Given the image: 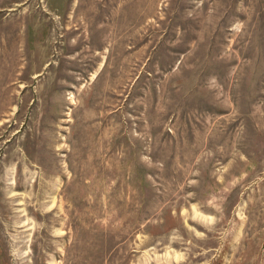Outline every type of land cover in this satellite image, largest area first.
Segmentation results:
<instances>
[{
	"label": "rangeland",
	"instance_id": "1",
	"mask_svg": "<svg viewBox=\"0 0 264 264\" xmlns=\"http://www.w3.org/2000/svg\"><path fill=\"white\" fill-rule=\"evenodd\" d=\"M0 264H264V0H0Z\"/></svg>",
	"mask_w": 264,
	"mask_h": 264
}]
</instances>
